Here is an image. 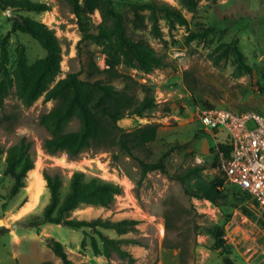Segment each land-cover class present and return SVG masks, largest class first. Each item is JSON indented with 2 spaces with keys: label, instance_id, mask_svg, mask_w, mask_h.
<instances>
[{
  "label": "rangeland",
  "instance_id": "rangeland-1",
  "mask_svg": "<svg viewBox=\"0 0 264 264\" xmlns=\"http://www.w3.org/2000/svg\"><path fill=\"white\" fill-rule=\"evenodd\" d=\"M32 1L46 4L50 10L41 14L11 10L9 14L0 8V43L8 38V74L13 75L16 70L20 52H25L29 65L47 54L30 35L12 32L15 15L34 18L55 33L63 56L57 81L80 72L90 53L97 57L101 69L107 68L102 45L92 41L81 43L83 35L77 17L65 0ZM87 1L82 0L83 5ZM157 1L175 8L184 19L178 21L161 14V38H154L147 30L137 31L165 57L166 66L151 74L126 65L118 67L120 73L131 77L140 87L154 90L155 109L144 118L133 116L119 122L125 130L159 124L157 140L146 148L136 149L130 155L117 146L95 143L78 157H69L65 152L50 154L43 144L51 134L41 124V118L59 101H46L42 96L27 106L14 89L0 103V147L7 150L23 138L30 142L34 165L40 162L42 176L46 171L61 175L62 197L76 171L83 172L86 179L98 177L122 188L110 207L84 206L73 212L72 218L142 221L136 230L125 235L99 229L111 239L135 240L125 246L135 263L116 253L111 258L96 255L93 238L100 248L103 242L92 228L75 230L54 224L27 228L25 225L32 219L42 216L51 195L46 183L37 206L19 216L18 210L27 201L32 202L30 174L25 179L26 187L12 195L15 180L5 174L4 155L0 163V228L9 231L0 238V264H65L49 248L50 238L64 245L71 264H225L223 250L213 249L216 229L223 230L225 246L235 264H264V222L259 207L225 182L223 187L217 184L223 179L215 167L217 150L226 134L215 136L206 132L196 116L197 106L204 104L264 114V0ZM90 21L97 24L98 14L91 16ZM235 45L251 73L239 68ZM82 77L86 78V74ZM112 83L122 89L127 82L117 79ZM139 86L133 92L142 98ZM79 128V121L74 120L66 131ZM169 150L171 154L165 160L167 173L152 171L143 177L140 160L157 162ZM202 165L204 170L185 181L176 178ZM205 194L214 202L197 197Z\"/></svg>",
  "mask_w": 264,
  "mask_h": 264
},
{
  "label": "trees",
  "instance_id": "trees-1",
  "mask_svg": "<svg viewBox=\"0 0 264 264\" xmlns=\"http://www.w3.org/2000/svg\"><path fill=\"white\" fill-rule=\"evenodd\" d=\"M65 1L72 7L77 17L83 35L81 43L92 41L102 45L107 68L101 69L97 57L90 53L80 72L70 73L66 78L57 81L62 72L63 56L61 43L55 33L34 18L15 15L12 32L30 35L39 42L47 54L45 58L29 65L25 52H20L16 70L10 75L6 71L10 61L8 38L0 43V74H5L3 78L0 76V103L3 104L14 89L27 106L35 103L42 96L46 101H59L53 110L41 118V124L51 134L43 144V148L50 154L65 152L69 157H78L95 143H105L117 146L133 155L134 150L146 148L157 140L160 125L150 123L140 125L133 130H125L119 126V122L127 117H146L148 112L157 107V101L153 88L140 87L131 77L120 73L118 67L126 65L130 68H140L146 74L164 68L167 64L165 57L137 31L147 30L154 38H161V14L178 21L184 19L175 8L157 0H88L86 5H83L82 0ZM120 4H125L126 9L117 7ZM0 8L3 11L27 10L38 14L50 10L48 5L32 0H0ZM95 14L99 17L97 24L90 21L91 16ZM234 51L239 68L251 73V68L245 64L244 55L237 45ZM84 73L86 78L82 77ZM101 75L108 76V79L99 78ZM117 79L127 82L124 88L120 89L112 83ZM136 85L141 88L142 98L133 92ZM204 105L214 107L210 104ZM74 120L79 121V130L66 131L67 126ZM31 147V143L25 138L7 150L0 147V163L2 157L6 155L5 174L15 180L12 195L18 194L26 187L27 174L35 168ZM220 152H225L229 156L231 147L224 142L218 146L217 166L215 165L218 169ZM170 154L171 150L167 151L157 162L140 160L142 176L145 177L152 171L167 173L165 160ZM205 168L204 165L194 167L185 176L176 178L185 181L187 177ZM44 178L51 195L50 202L42 216L35 217L25 225L27 228L38 229L46 224L62 225L75 230L92 228L103 242V248H100L97 239L93 238L92 246L96 255L111 258L116 253L122 259L135 263L134 257L125 247L126 244L136 242L135 240L111 239L99 229H112L120 235H125L136 230L142 221L124 219L113 222L108 219L72 218V213L84 206L110 207L115 202L116 196L122 193L119 185L98 177L86 179L83 172L76 171L70 179L67 194L62 197L61 175H52L46 171ZM224 182L226 183V180L223 176V179L217 181L218 187H223ZM227 185L252 200L239 188ZM197 197L214 202L208 194ZM248 214L254 217L252 212L249 211ZM8 231L5 227L0 228V238ZM213 234L216 238L213 249L223 250L225 264H235L229 257L231 252L225 246L223 230L216 229ZM48 246L65 264L72 263L69 253L61 242L50 238Z\"/></svg>",
  "mask_w": 264,
  "mask_h": 264
},
{
  "label": "built area",
  "instance_id": "built-area-1",
  "mask_svg": "<svg viewBox=\"0 0 264 264\" xmlns=\"http://www.w3.org/2000/svg\"><path fill=\"white\" fill-rule=\"evenodd\" d=\"M196 116L206 132L226 134L231 153H219V170L227 184L250 196L264 222V114L197 106Z\"/></svg>",
  "mask_w": 264,
  "mask_h": 264
},
{
  "label": "bare ground",
  "instance_id": "bare-ground-1",
  "mask_svg": "<svg viewBox=\"0 0 264 264\" xmlns=\"http://www.w3.org/2000/svg\"><path fill=\"white\" fill-rule=\"evenodd\" d=\"M40 170H41V164L40 162H37L36 167L32 169L31 171H29V174H30L29 189L32 193V202L29 203V205L21 212L22 215L29 213L37 206L40 200V197L45 189L47 182L42 176Z\"/></svg>",
  "mask_w": 264,
  "mask_h": 264
},
{
  "label": "crops",
  "instance_id": "crops-1",
  "mask_svg": "<svg viewBox=\"0 0 264 264\" xmlns=\"http://www.w3.org/2000/svg\"><path fill=\"white\" fill-rule=\"evenodd\" d=\"M29 203H31V200L27 201L19 210H18V214L19 216H21V212L29 205ZM26 215V214H25Z\"/></svg>",
  "mask_w": 264,
  "mask_h": 264
},
{
  "label": "water",
  "instance_id": "water-1",
  "mask_svg": "<svg viewBox=\"0 0 264 264\" xmlns=\"http://www.w3.org/2000/svg\"><path fill=\"white\" fill-rule=\"evenodd\" d=\"M7 12L10 14L11 10H8Z\"/></svg>",
  "mask_w": 264,
  "mask_h": 264
}]
</instances>
